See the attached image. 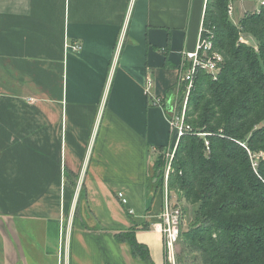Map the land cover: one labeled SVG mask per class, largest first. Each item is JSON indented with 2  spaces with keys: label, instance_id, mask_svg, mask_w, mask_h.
<instances>
[{
  "label": "crops",
  "instance_id": "crops-1",
  "mask_svg": "<svg viewBox=\"0 0 264 264\" xmlns=\"http://www.w3.org/2000/svg\"><path fill=\"white\" fill-rule=\"evenodd\" d=\"M207 3L0 0V264H168L155 165L173 134L146 88L178 96ZM74 190L86 211L66 247Z\"/></svg>",
  "mask_w": 264,
  "mask_h": 264
},
{
  "label": "trees",
  "instance_id": "trees-1",
  "mask_svg": "<svg viewBox=\"0 0 264 264\" xmlns=\"http://www.w3.org/2000/svg\"><path fill=\"white\" fill-rule=\"evenodd\" d=\"M228 5L208 0L203 23L223 62L217 79L196 76L187 110L192 132L181 138L169 177L179 199L197 207L192 223L181 227V264L187 254L201 264H264V159L257 174L248 152L264 153V7L236 25ZM242 33L257 49L240 42ZM124 236L135 253L144 248L131 232Z\"/></svg>",
  "mask_w": 264,
  "mask_h": 264
},
{
  "label": "built area",
  "instance_id": "built-area-1",
  "mask_svg": "<svg viewBox=\"0 0 264 264\" xmlns=\"http://www.w3.org/2000/svg\"><path fill=\"white\" fill-rule=\"evenodd\" d=\"M246 1H254L257 4L254 12H260L261 8L264 7V0H229L228 15L230 16V18H233L235 14V2L244 3ZM213 38V32L207 29L203 23L196 49L192 52L185 53V61H187L189 64L187 67H185L186 71L181 79V89L178 93V96L175 97L174 100L152 95L150 92L152 85L151 80H148L146 88L147 93L151 95L153 105L160 107L165 111L173 134V144L169 148L167 153H165L168 162L164 171L162 184L165 193L164 207L160 215V222L154 227L157 228L163 236L168 264H177L176 247L180 242L181 227L185 220L183 209L181 208V206H179L177 200H174L175 198H173V191L169 187V177L172 169V162L181 138L187 133L192 132V127L187 122V110L189 97L194 89L196 76L199 72L203 71L207 74H210L214 79H217L218 74L221 70L220 65L223 62V56L221 53L214 50ZM240 42L250 45V42L245 39L243 35H241L240 37ZM122 43L123 40L121 41L117 49L114 64H116L117 62ZM66 49L79 53L82 50V47L78 44H74L67 45ZM182 88L183 92H181ZM180 95H183L181 99L182 101L179 100ZM168 102H171L170 109H167ZM197 135L205 136L202 133H198ZM206 145L208 147L209 142H206ZM248 152L252 160L253 168L258 174L257 167L259 161L261 159H264V153H260L255 156L251 153V151L248 150ZM117 197L123 205H127L128 201L122 193H118ZM72 224L73 219H68L65 224L62 223L61 234L62 240L64 241L66 247L69 243Z\"/></svg>",
  "mask_w": 264,
  "mask_h": 264
},
{
  "label": "rangeland",
  "instance_id": "rangeland-1",
  "mask_svg": "<svg viewBox=\"0 0 264 264\" xmlns=\"http://www.w3.org/2000/svg\"><path fill=\"white\" fill-rule=\"evenodd\" d=\"M246 2H248V1H246ZM248 3L250 5V7L257 6L254 1H249ZM247 10L249 11L251 9H247ZM231 20L233 21V23L238 22L237 24L235 23L236 25H238L240 23V21H241V18L237 19V15H235L233 18H231ZM241 35H243L245 37V39H247L250 42L251 46H254L255 49H257V44H256V41L254 40L253 37H251L249 35H246V34H243V33L240 34V37H241ZM181 92H183V88H182ZM182 96L180 95V97H179L180 101H182L181 100ZM167 162H168V160H167V156L166 155H162L161 158L159 159V161L157 162V163H161V167H160V171H159V172H161V179L158 180V184L159 185H162V183H163L164 171L166 169ZM156 171H157V169H156V165H155V172ZM80 194H81V191H78V192H75L74 195H72V199H71L72 200V204H71V206L69 208V211H68V209H65V211H64L65 212V216H66L65 219H79V218H82V216H83L82 214H83V212L86 211V207L84 206V202H83L84 201L83 197H82L83 194L81 195V197H80ZM172 195H173V198H175L174 200H177L179 206H181V208L183 209L184 214H186L185 215L186 216L185 217L186 226L184 224V227L187 228L189 226V224L192 223V221L194 219V214H195L194 210L196 212L197 207L196 206L195 207L192 206L193 210L190 211V209H191L190 206L191 205H189L185 200L179 199V197L175 194V192H173ZM179 201H182V202H179ZM66 210L68 211V213H67ZM176 256H177V264H181L180 263L181 259H179L180 256H182L181 242H179L177 247H176ZM184 259L188 261V264H201V260H199V258H197L193 254L192 255L191 254H187Z\"/></svg>",
  "mask_w": 264,
  "mask_h": 264
},
{
  "label": "water",
  "instance_id": "water-1",
  "mask_svg": "<svg viewBox=\"0 0 264 264\" xmlns=\"http://www.w3.org/2000/svg\"><path fill=\"white\" fill-rule=\"evenodd\" d=\"M170 108H171V102H168L167 109H170ZM160 177H161V172H158V175L156 177V180L158 181Z\"/></svg>",
  "mask_w": 264,
  "mask_h": 264
}]
</instances>
